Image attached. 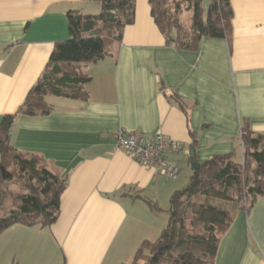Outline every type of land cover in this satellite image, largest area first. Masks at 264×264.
<instances>
[{"label": "crops", "instance_id": "obj_1", "mask_svg": "<svg viewBox=\"0 0 264 264\" xmlns=\"http://www.w3.org/2000/svg\"><path fill=\"white\" fill-rule=\"evenodd\" d=\"M230 5V39L205 37L197 49L179 50L166 43L148 0H135L120 43L81 68L90 76L86 101L49 95V114L16 117L12 146L42 156L66 187L52 224H14L0 233V264L129 262L142 241L158 237L171 195L189 184L192 148L198 162L241 158L242 127L264 134V0ZM70 10L97 14L101 5L0 0V121L23 103L55 43L69 38ZM118 129L161 131L184 144L186 153L165 155L178 175L166 177L127 156L114 143ZM214 264H264V197L236 213Z\"/></svg>", "mask_w": 264, "mask_h": 264}, {"label": "trees", "instance_id": "obj_2", "mask_svg": "<svg viewBox=\"0 0 264 264\" xmlns=\"http://www.w3.org/2000/svg\"><path fill=\"white\" fill-rule=\"evenodd\" d=\"M94 1L101 5L97 14L66 13L69 38L55 43L46 69L23 103L0 121V233L14 224L45 227L58 217L65 177L50 170L42 156L12 146L11 129L19 114H49V95L88 99L84 86L90 76L82 66L110 54L120 43L124 27L133 23L135 10V0ZM202 1L148 0L150 15L168 45L195 50L205 37L230 39V0H210L207 9ZM181 5L188 15L187 24L179 21ZM172 97L185 111L179 99ZM240 140L241 158L230 153L198 162L194 151L190 153V181L184 190L171 195L166 225L155 240L142 241L132 260L122 264H214L220 239L236 213L249 210L258 197H264V134L243 126ZM194 143L193 139L191 145ZM193 163H198L197 169ZM9 167L29 185L6 207L2 185L13 177ZM242 198L249 199L245 207L239 205Z\"/></svg>", "mask_w": 264, "mask_h": 264}, {"label": "built area", "instance_id": "obj_3", "mask_svg": "<svg viewBox=\"0 0 264 264\" xmlns=\"http://www.w3.org/2000/svg\"><path fill=\"white\" fill-rule=\"evenodd\" d=\"M112 137L117 148L127 156L169 178H175L180 169L166 160V152L168 150L177 153L187 152L184 144L168 138L161 131L144 134L118 129Z\"/></svg>", "mask_w": 264, "mask_h": 264}, {"label": "rangeland", "instance_id": "obj_4", "mask_svg": "<svg viewBox=\"0 0 264 264\" xmlns=\"http://www.w3.org/2000/svg\"><path fill=\"white\" fill-rule=\"evenodd\" d=\"M169 1H172V0H169ZM180 9L181 11L178 15L179 21H181L183 24H187L188 19H187L186 13H184V5H181ZM9 169L12 171V175H13L11 182L3 183L2 185V196L4 198V204L6 205V207L12 205V201L14 200V197L17 194H20L23 191H25L26 184L29 185V182L25 179V177H23V175L21 174L19 175L16 172H14L13 171L14 169L12 167H9ZM248 200L249 199L242 198L239 202V205L245 207L248 204ZM168 217H169V214H168ZM168 217H167V221H168Z\"/></svg>", "mask_w": 264, "mask_h": 264}, {"label": "water", "instance_id": "obj_5", "mask_svg": "<svg viewBox=\"0 0 264 264\" xmlns=\"http://www.w3.org/2000/svg\"><path fill=\"white\" fill-rule=\"evenodd\" d=\"M190 153H193V149L190 150ZM198 166H199L198 163H193V164H192V167H193L194 169H197Z\"/></svg>", "mask_w": 264, "mask_h": 264}]
</instances>
